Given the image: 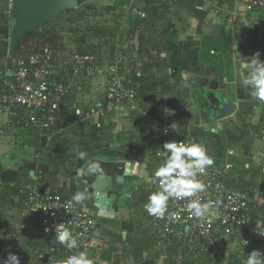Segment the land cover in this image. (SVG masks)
<instances>
[{
    "label": "crops",
    "instance_id": "1",
    "mask_svg": "<svg viewBox=\"0 0 264 264\" xmlns=\"http://www.w3.org/2000/svg\"><path fill=\"white\" fill-rule=\"evenodd\" d=\"M113 1L98 0L92 4L78 0V6L74 9L82 11L87 5L99 8ZM180 1L170 2L168 10L155 8L153 12H156V18L150 21L141 34L138 26H135L134 19L137 17L134 14L130 13L123 23L119 21L117 12H123L117 8L120 4L115 1L118 11H114L112 17L111 12L105 15L111 19L100 23L115 25L123 38L120 35H108L106 39L94 38L91 32L86 31L78 36L83 40L91 37L89 41H84V45H75V38L66 34V46L68 49L74 47L80 50L81 55H87L90 54L87 50L92 40L99 43L101 48L98 57L104 67L120 51L128 53L129 61L130 55L136 57L140 53L142 58L138 60L134 57L133 65L135 67V63L142 60L141 64L147 62L144 68L141 66L140 76L154 82L156 88V94L144 105L149 118L165 121L169 126L174 123V134L180 138L195 136L204 139L210 147L213 164L228 169L231 185L256 196L264 186V101L255 99L248 87L240 86L238 65L251 59L257 52L260 53L259 59L264 61V18L261 13L245 12L244 3L232 0H203L204 5L200 7L202 12L198 15L180 4ZM144 10L148 13L151 9L148 7ZM219 24L226 26L232 43V64L225 63L223 69L199 60L203 36L216 35ZM10 36L11 5L4 3L0 8V45L4 42L10 44ZM143 43L152 47L151 55L142 54L145 53ZM69 63L70 60L64 63V67L58 65L66 70ZM192 75L210 81L222 80L225 90L237 105L236 112L229 117L205 123L192 91L201 101L204 100L205 91L216 95L218 92H211L194 81L195 86L192 88L189 84ZM97 77L98 80L86 79L85 90L68 103L71 111L76 110L74 120L70 122L64 118L45 140L46 143L50 140L46 146L49 147L57 137L67 147L62 153L64 163H53L52 155L48 157H52L51 162L44 163V154L36 152L39 133L24 130L15 124L16 118L0 113V165L6 170H17L20 174L16 183L11 185L13 191L0 187V246L5 252L8 251L7 256L0 257V264H4L10 254L17 255L20 264H36L38 246L42 243L46 244L43 246L45 249L50 246L49 241L39 238L32 222L21 218L23 195L32 186L65 194H85L86 199L80 205L91 209L97 218L95 241L103 264H125V256L129 260L128 264L131 261L132 264H138L156 252L149 249L150 239L147 236L150 232L144 226L147 220L143 217L138 224V214L134 210L148 200L157 181L154 172L159 168V162L152 157L157 146L152 133L141 124V115L130 112L122 103L110 106L109 100L101 93V88L107 86V76ZM166 84H169V90H162ZM81 151L86 153L83 160L79 159ZM92 163H98L101 171L87 174V168ZM102 173L112 180V188L99 194L92 190V185L96 176ZM144 229L146 237L145 234L139 235L145 233ZM114 241L118 249L111 246ZM54 255L50 264H59L68 257L61 251ZM206 263L211 264L209 261ZM156 264L162 263L158 260Z\"/></svg>",
    "mask_w": 264,
    "mask_h": 264
},
{
    "label": "built area",
    "instance_id": "2",
    "mask_svg": "<svg viewBox=\"0 0 264 264\" xmlns=\"http://www.w3.org/2000/svg\"><path fill=\"white\" fill-rule=\"evenodd\" d=\"M151 1L125 0L120 10L146 18L144 9ZM232 1L244 3L245 12L261 13L264 18V0ZM50 52L31 53L13 61L12 67L0 68V113L16 118L15 124L24 130L39 132L40 138L48 139L68 106L69 97L85 90L86 79L105 75L110 106L122 103L130 112L141 115V124L152 133L157 146L152 157L157 159L159 167L168 156L162 149L167 141L202 144L211 157L210 147L204 139L180 138L167 122L149 118L138 89L132 85L131 76L137 73L132 55L129 61L128 53L120 51L105 68L97 55L75 54L63 70L53 64ZM197 179L206 185L205 191L184 200L170 198L163 217L147 213L144 206L148 200L139 206L148 221L144 226L150 232L147 236L144 229L145 233L139 235L149 237V249L156 250L151 258L162 264H207L208 261L211 264H244L251 251L259 250L264 254V186L257 190L256 196H251L241 188L233 187L228 169L215 164L208 166L205 173L198 174ZM159 189L157 178L153 192ZM73 196L41 186L30 187L23 195L21 218L32 222L37 234L40 232V236L50 243L48 249L38 246L36 264H50L57 251L67 256L83 251L92 264L102 263L95 241L97 218L91 209L75 203ZM190 199H199L201 203L212 201L215 206L202 217L190 216L184 210ZM60 223L71 230L77 241L76 248L68 249L55 239V226ZM116 243L111 244L114 249H118ZM119 251L123 255V251ZM124 260L125 264L129 263L126 256Z\"/></svg>",
    "mask_w": 264,
    "mask_h": 264
},
{
    "label": "trees",
    "instance_id": "3",
    "mask_svg": "<svg viewBox=\"0 0 264 264\" xmlns=\"http://www.w3.org/2000/svg\"><path fill=\"white\" fill-rule=\"evenodd\" d=\"M178 1L179 0H153L147 5V8L149 7L151 10L147 13L146 18H141L137 15H134L135 17H137L136 19H134L137 24L135 26H138V28H136L139 29L140 34L144 32L143 30L147 29L150 21L156 18L157 14L156 12H153L155 8L160 7L161 9L168 10L171 7L169 6L170 2L179 3ZM195 1L193 2L192 0H181L180 4L185 5L190 10H193L196 15H198L197 13L202 12L200 7H203L204 2L203 0H200L199 2H197V0ZM124 2L125 0H119L120 5L124 4ZM2 5L4 4L0 3V8L2 7ZM66 11H70L69 15L66 14ZM87 16H89L87 12L79 11L76 9H69L59 13L56 20L48 22L43 28L26 33L22 40L18 43L12 57H9V44L7 42H4V44L2 43V45H0V63L1 61H4V63L2 62L0 64V68L12 67L13 61H16L17 59L25 57L31 53L44 54L46 51L52 52V50H59V48L61 47L60 42L64 41L62 34H64L65 37L66 34H69L71 38H75L74 43L81 42L82 38H79L78 36L80 32L83 31L85 33L87 31V28L84 29L85 26L83 25L88 24L86 18ZM77 23H81V25L79 24V29L77 28ZM216 29V35L213 36L206 34L203 36L199 60L202 63H206L213 67L223 69L225 63L230 65L232 64V43L230 42V36L228 35V32H226V26L224 24L217 25ZM94 31L95 32H92L91 35V37L94 38L99 37L102 39H106L108 38V35L112 37H116V35H120V37L122 38L124 37L121 36L122 32L118 27H100L95 29ZM80 45L82 46L84 44L81 42ZM87 52L97 56L100 55V49L99 51H95V48L93 47L90 50H87ZM132 83L133 86H136L137 83L140 84V96L143 100L144 105L146 106L147 102H149V98L156 94L154 82L151 83L149 80L144 79L143 76H137V74L135 73L134 76L132 74ZM162 90H169V84L162 86ZM74 96L75 95L69 97V103L74 100ZM69 108L70 107L68 106L64 108L58 124H60L64 120V118L67 119L66 121L70 122L74 120L77 115L76 110L71 111ZM54 129H56V127ZM45 140L46 139L40 138L38 136V139L36 141V152H41L44 154L43 156L46 157L43 159V162H51L52 157H48L52 155L53 163L54 161L64 163L65 158L62 156V153L66 151L67 147L62 144V142L58 140L57 137L51 141L49 147H46L47 144ZM38 145H40V147ZM19 176L20 174L17 170H6L2 165H0V187L2 189L13 191L14 188H11V185L16 183ZM230 184H232L231 181ZM33 249H35V246L33 247ZM7 255L8 251L5 252L4 248L0 246V257H4Z\"/></svg>",
    "mask_w": 264,
    "mask_h": 264
},
{
    "label": "clouds",
    "instance_id": "4",
    "mask_svg": "<svg viewBox=\"0 0 264 264\" xmlns=\"http://www.w3.org/2000/svg\"><path fill=\"white\" fill-rule=\"evenodd\" d=\"M259 56L260 53L257 52L251 59H246L243 64L238 65V74L240 86L248 87L255 99L264 101V61H261ZM170 127L174 131L176 125L172 123ZM164 131L166 134L168 129ZM162 149L168 153L167 159L154 172L160 189L150 193L148 202L144 206L149 215L156 217L165 215L170 198L184 200L205 191L206 185L197 179V175L205 173L206 168L214 163L205 147L199 143L185 144L167 141ZM85 157L86 153L81 151L79 159L83 160ZM99 171H101V166L98 163H92L87 168V174ZM72 199L75 203H80L86 199V196L83 192H78ZM214 206L212 201L201 203L199 199H190L184 210L188 211L190 216L202 217ZM55 239L68 249L77 247V241L71 230L64 227L63 223L55 226ZM4 264H20L19 258L15 254H10ZM59 264H92V261L85 252L81 251L77 255L68 256ZM244 264H264V254L259 250H253L248 254Z\"/></svg>",
    "mask_w": 264,
    "mask_h": 264
},
{
    "label": "water",
    "instance_id": "5",
    "mask_svg": "<svg viewBox=\"0 0 264 264\" xmlns=\"http://www.w3.org/2000/svg\"><path fill=\"white\" fill-rule=\"evenodd\" d=\"M78 6V0H11V36L9 55L12 57L18 43L24 35L36 29L43 28L48 22L57 19L58 14ZM207 87L211 92H218V95L205 91L204 100L197 98L192 91V96L205 123H212L214 120L231 116L237 110V105L231 100L225 90L222 80L210 81L202 76H190V86L194 88V83ZM214 98V99H212ZM112 188V180L105 174H98L92 185V190L99 194H104ZM156 261L148 258L138 264H155Z\"/></svg>",
    "mask_w": 264,
    "mask_h": 264
},
{
    "label": "rangeland",
    "instance_id": "6",
    "mask_svg": "<svg viewBox=\"0 0 264 264\" xmlns=\"http://www.w3.org/2000/svg\"><path fill=\"white\" fill-rule=\"evenodd\" d=\"M4 1H6V2H4ZM98 0H86V2L87 3H92V4H94L95 2H97ZM108 1H111V0H108ZM113 1V0H112ZM115 1H118V5L120 4L119 3V0H114L113 2L114 3H112V4H107V3H104L103 5H101V7H95L94 5H87L82 11L83 12H87L88 14H89V16H87L86 18H87V22H88V24L87 25H85V24H83L85 27H84V29H86L87 28V31H89V32H95L94 30L95 29H97V28H100V27H104L105 25H101V23H104V20H110L111 19V17H112V14L114 13V11L116 12V7L118 6V5H116V2ZM0 3H2V4H4V3H7V4H9V5H11V0H0ZM122 5V4H121ZM121 5H120V7H117L118 9H120L121 8ZM3 6V5H2ZM115 8V9H114ZM111 9V10H110ZM118 11V10H117ZM111 12V17H110V19H108V18H106V17H104L105 15H109V13ZM120 11H118L116 14H117V16H118V19H119V21L121 22V23H123L124 22V19H126L127 17H128V15L130 16V13H127V12H124V13H119ZM69 13H70V11H66V14L67 15H69ZM134 16V15H133ZM101 22V23H100ZM81 25V23H77V28L79 29V26ZM121 25V24H120ZM57 27V26H56ZM105 27H109V28H114L115 27V25H110V26H105ZM122 27V26H121ZM120 27V28H121ZM83 32V31H82ZM81 33V32H80ZM131 33V32H130ZM80 35V34H79ZM62 36H63V38H64V41H62V42H60V45H61V47L59 48V50H52V53L50 52V55L52 56V62H53V64H56V65H62L63 67L65 66L64 65V63L66 62V63H68L69 62V60L71 61V59L73 58V56L75 55V54H78V52L80 51V50H78V49H73V48H71V49H68V46H66V42H65V35L64 34H62ZM120 38V37H119ZM88 39H91V37H86L85 38V40H88ZM102 39V38H101ZM122 39V38H121ZM85 40H83V39H81V42L84 44L85 42ZM95 40V39H94ZM89 41V40H88ZM88 41H87V45L89 44L88 43ZM81 42H78V43H81ZM78 43H74L75 45H78ZM139 43V45H141V43H140V41L138 42ZM103 45H104V43H103ZM138 45V46H139ZM67 48H66V47ZM89 46H91L88 50H90L92 47L93 48H95V51H99V49L101 48L100 47V45H99V43H97V42H94L93 40H92V44H90ZM142 46H144V52L145 53H142V54H144V56H148V55H151L152 53H153V51L151 50L152 49V47H149L148 45H147V43H143L142 44ZM146 50V51H145ZM55 51V52H54ZM134 57H135V55H134ZM135 58H138V60H140L141 58H142V56L140 55V53H139V56H136ZM65 61V62H64ZM143 62V60L142 61H140V62H138L137 64L135 63V68H136V71H137V76H140V73H141V66H142V68H144L145 67V64L147 63V62H144L143 64H141ZM152 62V61H151ZM154 64V63H153ZM58 65V66H59ZM134 74L135 73H133V76H134ZM139 74V75H138ZM103 77L105 78V75H103ZM101 78L102 77H100V80H101ZM104 78H103V81H104ZM131 78H132V76H131ZM93 79H97L98 80V77L96 76V77H94ZM140 86V84H137L136 86H134L135 88H137L138 89V91H139V93H140V90H139V87ZM101 93L107 98V91H106V88H104V87H102L101 88ZM141 95V94H140ZM94 109V108H93ZM95 110H100V108H96ZM92 112H95V111H92ZM37 133V132H36ZM39 133V132H38ZM33 134V133H32ZM34 135V134H33ZM32 135V136H33ZM31 140V139H30ZM140 206V205H139ZM134 212L135 213H137L138 214V224L139 223H141L142 222V220H143V217H144V219H145V221L147 220V218H146V216H145V214H144V212L143 211H140L139 210V208L138 207H136V210H134ZM147 222V221H146ZM146 222L144 223V224H146ZM36 233H37V231H35ZM38 235H39V238H43V237H41L40 236V232L38 233ZM46 245V244H45ZM43 243H42V245H41V247H43V246H45ZM47 247V246H46Z\"/></svg>",
    "mask_w": 264,
    "mask_h": 264
},
{
    "label": "flooded vegetation",
    "instance_id": "7",
    "mask_svg": "<svg viewBox=\"0 0 264 264\" xmlns=\"http://www.w3.org/2000/svg\"><path fill=\"white\" fill-rule=\"evenodd\" d=\"M200 95H201V94H200ZM203 98H204V97H203ZM203 98H202V99H203Z\"/></svg>",
    "mask_w": 264,
    "mask_h": 264
}]
</instances>
